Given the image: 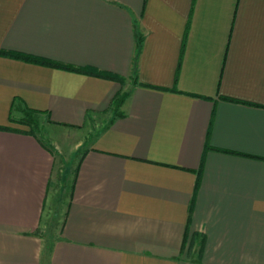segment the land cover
Instances as JSON below:
<instances>
[{"label": "crops", "instance_id": "1", "mask_svg": "<svg viewBox=\"0 0 264 264\" xmlns=\"http://www.w3.org/2000/svg\"><path fill=\"white\" fill-rule=\"evenodd\" d=\"M0 264H264V0H0Z\"/></svg>", "mask_w": 264, "mask_h": 264}, {"label": "trees", "instance_id": "2", "mask_svg": "<svg viewBox=\"0 0 264 264\" xmlns=\"http://www.w3.org/2000/svg\"><path fill=\"white\" fill-rule=\"evenodd\" d=\"M137 49L138 52L141 50L142 48V42L143 39L141 36H138V40H137ZM11 56L18 58V59H22L28 62H32V63H36V64H41V65H48V66H54V67H59L65 70H69V71H74V72H88L91 74H99V75H103L106 76L110 79L113 80H118L120 82H123V79L113 76V75H107V74H102L99 73L97 71H95L94 69L91 68H80V67H74V66H70V65H64V64H60V63H56L54 61H50L44 58H40V57H36V56H32V55H27V54H23V53H9ZM137 79L135 78V81ZM129 95V92H120L113 100V106L114 109L116 111V113H118V110L120 108V106L123 104V102L125 101V99L127 98V96ZM32 112V111H31ZM119 114V113H118ZM22 124H26L29 127H31V130L36 131L39 129V123L36 119H34V117L32 116V113L28 112L27 114V118L25 120H21L19 121Z\"/></svg>", "mask_w": 264, "mask_h": 264}, {"label": "rangeland", "instance_id": "3", "mask_svg": "<svg viewBox=\"0 0 264 264\" xmlns=\"http://www.w3.org/2000/svg\"><path fill=\"white\" fill-rule=\"evenodd\" d=\"M122 92H124V91H122ZM78 138H79L78 136L74 135L73 138H71L69 140L63 139L64 140L63 144L58 143V144H55V146H58V149L61 150L62 154L67 158L68 155H70L71 150H73L74 147H76V142H77L76 140H78Z\"/></svg>", "mask_w": 264, "mask_h": 264}]
</instances>
